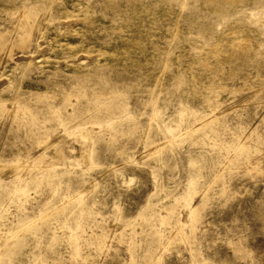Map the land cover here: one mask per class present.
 I'll list each match as a JSON object with an SVG mask.
<instances>
[{
    "label": "rangeland",
    "instance_id": "1",
    "mask_svg": "<svg viewBox=\"0 0 264 264\" xmlns=\"http://www.w3.org/2000/svg\"><path fill=\"white\" fill-rule=\"evenodd\" d=\"M0 264H264V0H0Z\"/></svg>",
    "mask_w": 264,
    "mask_h": 264
}]
</instances>
